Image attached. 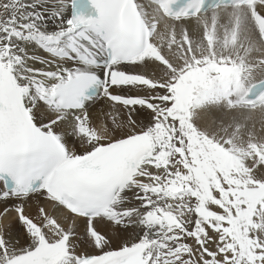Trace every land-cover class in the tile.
<instances>
[{"label":"snow or ice","instance_id":"6c2138e0","mask_svg":"<svg viewBox=\"0 0 264 264\" xmlns=\"http://www.w3.org/2000/svg\"><path fill=\"white\" fill-rule=\"evenodd\" d=\"M0 264H264V0H0Z\"/></svg>","mask_w":264,"mask_h":264}]
</instances>
